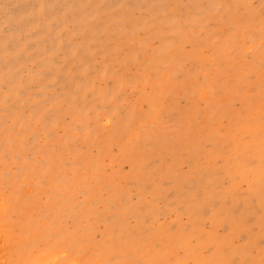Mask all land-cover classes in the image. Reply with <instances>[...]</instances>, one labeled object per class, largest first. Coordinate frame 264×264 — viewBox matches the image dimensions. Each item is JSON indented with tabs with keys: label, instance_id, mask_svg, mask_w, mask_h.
I'll return each mask as SVG.
<instances>
[{
	"label": "rangeland",
	"instance_id": "374dc122",
	"mask_svg": "<svg viewBox=\"0 0 264 264\" xmlns=\"http://www.w3.org/2000/svg\"><path fill=\"white\" fill-rule=\"evenodd\" d=\"M0 264H264V0H0Z\"/></svg>",
	"mask_w": 264,
	"mask_h": 264
}]
</instances>
